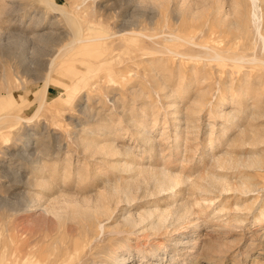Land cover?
<instances>
[{
  "label": "rangeland",
  "instance_id": "obj_1",
  "mask_svg": "<svg viewBox=\"0 0 264 264\" xmlns=\"http://www.w3.org/2000/svg\"><path fill=\"white\" fill-rule=\"evenodd\" d=\"M214 1L0 0V264L21 246L45 264H264V64L251 62L264 52L248 1L240 30L226 31L241 50L213 43L208 23L195 42L221 58L172 43L201 14L215 22ZM163 168L189 181L121 199L140 171ZM210 173L235 190H194ZM243 182L253 191L236 190ZM32 199L40 206L22 212ZM182 205L186 219L159 231L124 221Z\"/></svg>",
  "mask_w": 264,
  "mask_h": 264
},
{
  "label": "bare ground",
  "instance_id": "obj_2",
  "mask_svg": "<svg viewBox=\"0 0 264 264\" xmlns=\"http://www.w3.org/2000/svg\"><path fill=\"white\" fill-rule=\"evenodd\" d=\"M247 1H248V3H246V4L249 5V10H248L249 13L246 10L247 8L243 7L245 5V3L243 4L244 1L243 2H239L238 0H234L233 1L234 2V6L232 7L231 11L228 12V13H227L226 9L224 8V1L223 0H215L213 3L209 2V7L211 9L214 8L215 4L217 5L218 16L214 17V19L216 21L215 22H208L209 19L207 18L208 17L207 16L206 17L207 20H205L206 22H197L198 21L197 18L199 17L201 19V16L203 18V14H201L198 17L195 16V18L197 17L195 22L194 21L193 22H187L185 24L186 27L185 26L183 27V28H186L187 31H188V33H185L187 35L184 36L185 34L184 35L182 34L183 37H181L180 35L177 36V37H175L176 35H174V36L172 35V38L175 37V39L172 40V43H174V44L176 43V45L178 46L177 47L178 49L182 48V46L184 47L185 45H188V44H192L194 46H199L201 48H205V50H207L210 53L212 52L214 54V58L216 57L215 59H217V57L221 58V56H222L221 55V53H222L221 51L222 50L218 49V47L216 48L217 45H215V46H213L211 48V47H204L202 45H197L196 44L195 40H196V37H197V35L199 34V31H200V29L197 27V25L198 24L202 25V24L208 23V25H209L208 37L213 41V43H216V41L219 39L221 44H223V43L225 44V41H227V39H229V37H228L229 35L226 33V31H229L231 33L232 32L236 33L237 31L240 30L241 22L243 21V16H242L243 12H242V10H244V11L246 10V12L248 13V17H249L248 19L251 22H253L255 27H256L257 38L259 39L260 43H262L261 44L262 45L261 53H262V51L264 52V10H263V8L260 5V4L264 5V0H247ZM211 4H213V5H211ZM53 5L56 6V4H53ZM244 8H246V9H244ZM246 12H245V14H246ZM124 31H126V30L125 29H121L120 30V32H124ZM38 37H40V39L42 40V39H44L46 37V35L40 34V35H38ZM238 40L236 39L235 43H231L230 39H229V41H227V42L231 43L229 48L237 50V51L239 49L241 50V48H242L241 46L242 45L240 44L241 42H239ZM83 41H84V39H83ZM89 41H91V40H89ZM166 49H167V51L169 53H174V54L176 53V55H177V51H176V49L174 47H170L169 46V47H166ZM256 49H257L256 45H254L253 47H249V48H246L244 50H248V51L252 50L253 53H256V51H257ZM178 55L181 56L180 54H178ZM23 57H25V55ZM182 57H185V56L182 55ZM223 59L225 60V58H223ZM252 59H251L252 63H258V64L260 63L261 65L264 64L263 61L261 62L260 60H257L256 58L253 59V60ZM236 60L238 62H240V61L242 62V61H245V58L242 56V57L237 58ZM25 61H26V57H25V60L23 62H25ZM247 61H250V60H247ZM201 105H202V103L200 104V106ZM27 121H29V120H26V122ZM258 135H260V134H258ZM258 138H260V137L254 136L250 141H248L249 144L259 145L264 140V138H262L263 139L262 141L260 139H258ZM260 160L261 159L252 160V161L249 162V164H246V165H249V166H252V167H260L261 166V161ZM231 162H230V160H227V159H225V160L218 159V160H216V165H217L218 168H221V169L235 168L236 166H238V167L241 166L242 167V165H244V164H242V165L236 164L237 162L235 163L236 165H234V163H231ZM153 170L150 171V172H147L146 170L145 171L142 170V171H140V177H138L137 182H135V183L132 182V184L131 183H126V185L119 191V194H121V197H123L121 199L126 201V202H128V203H131V202L137 200L138 199V196H137L138 195L137 194L138 191H141V190H143L145 188V187L143 188V186H144L143 184H146V185L147 184L148 185L151 184L152 185V188L151 189L149 188L150 190L147 193L145 192L146 195L148 194V195L154 196V195H161L162 193H165V194L169 193L171 195L172 193L177 192L176 191L177 188H179L180 186H184V184H186L187 181H189V178L185 179V178H182V176H180V175L172 174L171 172H169L165 168H163L162 170H155V171H153ZM203 181L206 183V185L198 184V183L195 182V183H191V186H193L195 188L194 190L198 191L199 193L201 192L202 195H205V193H206V196H207V193H209L211 191V188L212 189H217L220 192V190L221 191L222 190H224V191L228 190V187H229L228 182L223 180V179H221V178H219L215 173H212L211 175H208L207 177L204 178ZM81 182L84 184V182H86V181H81ZM107 188H109V187H107ZM229 188L231 189L232 187L230 186ZM232 190H235V188L234 189L232 188ZM236 190H239V192L240 193L242 192V194L243 193L246 194V193L252 192L253 191V187L249 183L243 182V183L240 184V186ZM211 192H213V190ZM103 195H104V192H103ZM105 195H106V193H105ZM107 195L106 196L108 197V199H110V200L114 199L115 192H114L113 188L110 187V189L107 192ZM204 200L209 201L210 203H212V201H213V200H211L209 198H205ZM36 201H37V199H36ZM36 201H34V199L29 200V201H25L24 202V207L22 209L23 210L22 212H27L28 214L31 213L32 212L31 209H33V207H35V206L37 207V204L39 205V203H37V204L35 203ZM206 204H207V202H206ZM176 209H177V207H176ZM176 209H174L175 211L174 210L173 211L172 210H168V211L166 210V212L163 211V213H160V211H159L160 214H157L158 211H154L153 210V211L141 214L138 217L128 216V217L124 218V221H125L126 224L130 225L132 227V229H134L133 231H135V232H138V231L142 230L141 226H143V228L151 226L152 229L155 228V230L159 231L160 228H162L163 226H166L165 224L168 223V219H170V218L173 219L175 217V215H176L177 219H183V218H185L188 215V213H190L189 210H188V206L187 205H185V206L182 205L181 208L179 207V210H176ZM156 210H159V209H156ZM99 211H101V210H99ZM47 213H48V211L46 210L43 215H46ZM180 221H182V220H180ZM100 229L103 231L104 230V226H101ZM117 233H119V232H117ZM129 233H130V231H129ZM29 247H30V245H29ZM8 249L11 251L10 247H7L6 252H7ZM11 253H12V251H11ZM122 260L125 262L126 258L123 257ZM42 261H43V259L34 258V254L32 253V251H29V249L24 248V246H21V249L19 247L18 255H16L14 260H13L14 264H45L46 263V260L43 261V262Z\"/></svg>",
  "mask_w": 264,
  "mask_h": 264
}]
</instances>
